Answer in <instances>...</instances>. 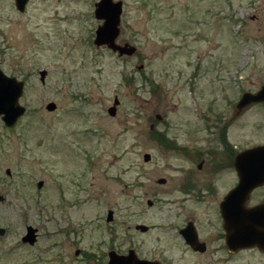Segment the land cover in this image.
<instances>
[{"label": "rangeland", "instance_id": "rangeland-1", "mask_svg": "<svg viewBox=\"0 0 264 264\" xmlns=\"http://www.w3.org/2000/svg\"><path fill=\"white\" fill-rule=\"evenodd\" d=\"M96 1L29 0L20 12L0 0V68L24 82L25 107L12 126L0 121V264H105L112 249L186 264L171 201L196 162L153 136L203 146L202 117L232 114L230 101L264 85V0H121L116 41L136 47L122 57L93 44ZM235 131L264 141V106ZM27 225L33 245L21 242Z\"/></svg>", "mask_w": 264, "mask_h": 264}, {"label": "flooded vegetation", "instance_id": "flooded-vegetation-1", "mask_svg": "<svg viewBox=\"0 0 264 264\" xmlns=\"http://www.w3.org/2000/svg\"><path fill=\"white\" fill-rule=\"evenodd\" d=\"M13 5L15 7V0ZM195 77L196 73H192L189 80ZM194 84L191 82V87ZM238 100L235 98L228 105L234 108L232 114L217 113L213 119L207 115L202 117L201 123H204L208 135L200 140H208L205 145L196 147L191 142L192 145L177 146L175 141L165 137L167 148L181 149L187 158L196 162L195 168L189 166L184 170L179 184L182 193L180 201H171L173 214L179 218L176 224L170 225L172 235L181 243L186 264H254V260L264 259V180L244 193L235 192L240 183L238 156L246 150L264 145V141L239 143L235 122L252 106H264V102L250 103L237 112ZM257 159L256 171L262 172L264 156L258 155ZM156 183L164 184L166 179L159 177ZM149 201L148 205L151 206L153 202ZM189 203L196 206L190 208ZM151 228L147 225L145 231L135 229L144 233ZM147 260L169 264L157 259Z\"/></svg>", "mask_w": 264, "mask_h": 264}, {"label": "water", "instance_id": "water-1", "mask_svg": "<svg viewBox=\"0 0 264 264\" xmlns=\"http://www.w3.org/2000/svg\"><path fill=\"white\" fill-rule=\"evenodd\" d=\"M26 2L27 0H15V7L17 10L23 11ZM121 12V0H98L94 3V15L97 19L102 20V23L95 30L93 44L96 47L105 46L111 51L116 52L118 56H129L135 52L136 47L128 42L120 44L116 41L120 32ZM39 75L40 81L43 82L46 71L40 70ZM23 86L24 82L22 80H18L15 76L5 74L0 68V116L6 126L15 124L17 119L25 112V107L19 103V98L23 93ZM253 102H264V85L255 93L250 91L242 93L236 105L237 112H240L242 108ZM118 103L117 97H114L113 105L107 109L109 115H115ZM45 107L51 111L55 109L56 105L54 102H49ZM258 155L264 156V145L246 150L238 156L237 166L240 183L235 192L244 193V191L250 190L258 182L264 180V166L260 169L262 172L256 171L258 168ZM149 159L150 154L144 153L143 160L148 161ZM5 173L10 175V170L5 169ZM41 186L42 181H38L36 187L40 188ZM3 200L4 196L0 194V202ZM148 203L150 204V201ZM112 218V210H108L106 221H110ZM135 228L140 231H145L147 225L136 224ZM36 233L37 229L35 227L27 225L24 235L21 236V242L33 245L36 241ZM3 234H5V228L0 226V236ZM78 252L76 250V254ZM105 264H159V262L139 258L133 249H128L125 254H119L114 250H110L108 252V260Z\"/></svg>", "mask_w": 264, "mask_h": 264}, {"label": "trees", "instance_id": "trees-1", "mask_svg": "<svg viewBox=\"0 0 264 264\" xmlns=\"http://www.w3.org/2000/svg\"><path fill=\"white\" fill-rule=\"evenodd\" d=\"M155 139L159 140L164 146H166L167 141L165 136L163 135H159V136H153Z\"/></svg>", "mask_w": 264, "mask_h": 264}]
</instances>
